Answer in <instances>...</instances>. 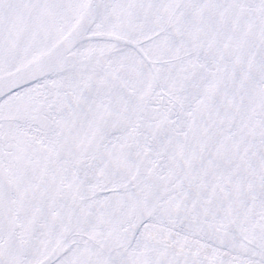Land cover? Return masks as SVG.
Segmentation results:
<instances>
[{
	"label": "snow or ice",
	"instance_id": "1",
	"mask_svg": "<svg viewBox=\"0 0 264 264\" xmlns=\"http://www.w3.org/2000/svg\"><path fill=\"white\" fill-rule=\"evenodd\" d=\"M0 264H264V0H0Z\"/></svg>",
	"mask_w": 264,
	"mask_h": 264
}]
</instances>
